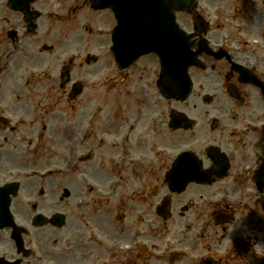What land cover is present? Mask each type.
<instances>
[{"label": "flooded vegetation", "instance_id": "1", "mask_svg": "<svg viewBox=\"0 0 264 264\" xmlns=\"http://www.w3.org/2000/svg\"><path fill=\"white\" fill-rule=\"evenodd\" d=\"M167 18L155 11L164 39ZM173 18L197 56L190 131L168 126L184 105L159 94L156 55L122 68L104 51L109 8L0 0V264H264V0ZM248 61L255 83L236 68Z\"/></svg>", "mask_w": 264, "mask_h": 264}, {"label": "rangeland", "instance_id": "2", "mask_svg": "<svg viewBox=\"0 0 264 264\" xmlns=\"http://www.w3.org/2000/svg\"><path fill=\"white\" fill-rule=\"evenodd\" d=\"M182 21L184 22L185 25H187V22H186L183 18H182ZM192 105H193V101H189L188 103H186V104L184 105V107H185L188 111H190Z\"/></svg>", "mask_w": 264, "mask_h": 264}]
</instances>
